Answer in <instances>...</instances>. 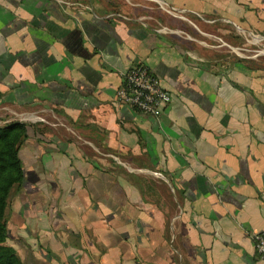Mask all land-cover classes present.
Wrapping results in <instances>:
<instances>
[{"label": "crops", "instance_id": "1", "mask_svg": "<svg viewBox=\"0 0 264 264\" xmlns=\"http://www.w3.org/2000/svg\"><path fill=\"white\" fill-rule=\"evenodd\" d=\"M143 1L0 0V103L73 134L27 128L3 218L22 264H264V73L190 35L264 36V0ZM139 61L160 118L117 103Z\"/></svg>", "mask_w": 264, "mask_h": 264}, {"label": "rangeland", "instance_id": "2", "mask_svg": "<svg viewBox=\"0 0 264 264\" xmlns=\"http://www.w3.org/2000/svg\"><path fill=\"white\" fill-rule=\"evenodd\" d=\"M105 1L109 2V4L113 9L110 17L112 19H123V20L136 19L138 14V11L136 10L137 7L136 5L139 4V2L140 3L144 2L143 0H105ZM149 4L151 6L159 7V5H157L158 3L154 1H151V3ZM207 31L213 35H216L217 33L220 36L221 34L220 31L215 32L216 30L214 27H209ZM190 35L192 36V38H196L198 41L201 42L205 41L207 46L205 44L202 45L204 46L203 48H205L204 51L209 52V54L212 57H216V55L220 57L226 55L227 57L230 56V58L232 59L234 57L235 59L241 58L243 60H249L248 58L252 57L253 67L260 69L259 71L264 73V36L258 34L253 35L251 33L242 32V31L241 32L239 31L237 33L233 32V35L231 33H227L226 36L227 39H229L228 38L229 36L235 37V41H233L234 45L232 46V48H230L227 44L222 43L224 40L221 42L218 38L213 36L207 38L200 35L199 33L191 32V31H190ZM118 93L119 91L117 92V96H116L117 103L124 105L121 103ZM27 112L16 111L11 109L10 105L0 103V126H5L7 124L14 122H21V123H25L27 125V128H30L31 130L33 129L35 132H37L40 135H45L48 133H59L61 135H66V133H68L71 136L73 135L72 133L67 132V128H65L64 125L61 124L59 125L57 119L54 118L53 115L49 114V112L43 111V112L35 113L34 116L26 114ZM54 115L58 117L56 114ZM44 120L45 121L50 120L51 124H53L54 127L44 126L43 124Z\"/></svg>", "mask_w": 264, "mask_h": 264}, {"label": "built area", "instance_id": "3", "mask_svg": "<svg viewBox=\"0 0 264 264\" xmlns=\"http://www.w3.org/2000/svg\"><path fill=\"white\" fill-rule=\"evenodd\" d=\"M118 95L122 104L154 118H160L172 100L171 93L142 61L123 72ZM254 239L258 256L264 260V230L255 233Z\"/></svg>", "mask_w": 264, "mask_h": 264}, {"label": "trees", "instance_id": "4", "mask_svg": "<svg viewBox=\"0 0 264 264\" xmlns=\"http://www.w3.org/2000/svg\"><path fill=\"white\" fill-rule=\"evenodd\" d=\"M26 138L25 123L14 122L0 126V264H22L16 251L5 243L7 229L3 218L11 190L24 180L19 150Z\"/></svg>", "mask_w": 264, "mask_h": 264}]
</instances>
